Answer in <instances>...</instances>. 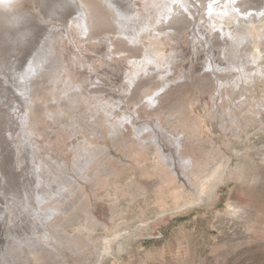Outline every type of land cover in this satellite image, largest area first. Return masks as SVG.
Masks as SVG:
<instances>
[{
  "label": "bare ground",
  "instance_id": "6f19581e",
  "mask_svg": "<svg viewBox=\"0 0 264 264\" xmlns=\"http://www.w3.org/2000/svg\"><path fill=\"white\" fill-rule=\"evenodd\" d=\"M102 1L111 10L117 25L113 35L130 40L134 47L140 50L139 56L116 57L115 54L120 50L109 52L107 43L109 35L100 37L101 34H93L91 38H83L88 30L89 16L82 1L0 0V93L11 92L10 76L16 81L18 77L25 79V73H30L32 69L35 71L43 69L39 74L44 81L42 89L48 91L57 103L54 109L47 107V115L54 124L51 127L53 132L51 135L45 130L31 129L30 120L26 121L23 118L25 105L17 94L12 96L16 104L15 110L13 114L7 115L9 121L16 116V121L12 124L18 123L24 127L23 139H20L22 130L20 129L18 134L16 131L19 127L14 128L9 121L3 120L0 112V125L4 124V128L0 129V159H3L5 151L12 152L13 149L10 148L12 145L16 148V152H13L15 159L11 167L12 178L16 180L20 176L17 172L20 169L24 174L32 173L30 177L26 174L22 179L23 183L28 182L29 186H24L23 200L18 208L12 209L8 215H3L2 223L5 227L0 230V264H37L36 260L40 261L39 264H84L89 261V255L96 253L98 246L93 235L97 222L104 221L98 215V211H95L97 202L86 209L85 223L79 227L80 232L71 233L61 224L63 218H67V213L63 212L64 217L58 215L52 222L47 223L45 219L54 215L55 209L49 204L42 203L55 196H58L57 199L63 198L65 193L61 191L65 187L68 188L65 177L63 178L64 173L69 175L72 171L76 175L83 172L93 153L97 154L106 147L99 139L104 141L114 139V136L119 135L120 126L125 121L129 122L135 131V139L131 141L134 144L140 141L141 151L135 145L133 150L142 156L143 148H151V152L156 155L159 168L167 174L164 181L167 182L169 179L175 181L171 172H175L179 179L178 166L184 176H188L190 172L194 173L192 157L183 154L181 137L184 134L183 130L177 132L169 130L155 115H148V118L142 120L140 116L135 115L134 110L130 113L126 111L127 113L123 114L124 121H121L119 114L113 112V107L117 106L116 102L121 98L118 96L122 94L121 90L127 93L129 84L131 89L144 73L148 75L155 73L152 77H159L162 82L145 94L150 105L154 106L156 102L159 105L160 99L171 88L162 95L160 89L165 90L174 81L166 76L171 71V64L178 57V52L180 54L191 52L190 49L184 48L186 44L184 41V46L177 45L180 32L170 25L172 21L164 26V20H170L173 15L174 21L181 14L180 9L185 7L197 22L198 18L194 13V10L199 13L197 4L192 0ZM243 1L246 0H241ZM241 2L209 0L203 3L205 4L203 10L206 12L208 8L209 17L206 18L204 15L203 24H195L191 31L188 29L184 31V36L190 38L187 41L189 48L194 53L201 49L205 54V59L199 60L198 64L206 68V74L213 76L218 94L223 98L222 92L226 86L239 94L237 101L235 98L225 99L226 109H220L222 105L216 103L218 94L210 93L208 100L206 99L209 102L213 101V104L216 103V106L211 107L212 111L216 110L215 117L217 112H220L221 119L226 121L222 125V130L224 132L229 130L232 133L248 124L247 118L254 123L262 124L263 121L257 117L264 109V7H249L250 11L242 10ZM213 33L219 35L218 40L223 39V43L219 44L221 50L215 48L210 38ZM92 39H96L97 42L92 44ZM188 66L192 71L195 65L189 63ZM221 75H225L226 78H222ZM124 80L125 84L122 83ZM95 83L105 84L109 89L90 90V84ZM257 83L263 84V88L260 89L262 93L256 94V97L250 86L254 88ZM17 89L20 91L24 89L22 94L26 96V83L24 87L23 83L17 84ZM62 98L67 103H60ZM222 100L224 101V98ZM158 105L153 112L156 113ZM166 115L167 121L175 129L191 128L174 113L167 112ZM243 119L245 121H242ZM142 125L146 127L143 129L146 130L145 133ZM35 159L39 164H36ZM29 161L32 163L31 167L33 166L31 171L27 170L30 167ZM216 166L210 175L205 176L206 181L219 175L221 164ZM100 170L103 176L111 172L109 167ZM7 176L0 165V180H5ZM204 179L202 181L200 179L202 185L200 187L203 189L206 185ZM15 185H19L17 181ZM18 198L21 199L22 196L18 195ZM109 206L110 216H113L114 206L111 203ZM7 221L11 222L10 226L13 228L6 225ZM119 234L114 235L118 237ZM100 238L102 239L100 253L111 254V251L108 252L112 246L108 243L114 237L109 239V236L103 235ZM119 248L122 249V246L119 245Z\"/></svg>",
  "mask_w": 264,
  "mask_h": 264
},
{
  "label": "rangeland",
  "instance_id": "374dc122",
  "mask_svg": "<svg viewBox=\"0 0 264 264\" xmlns=\"http://www.w3.org/2000/svg\"><path fill=\"white\" fill-rule=\"evenodd\" d=\"M79 1L85 5L89 16L87 19L88 30H90H87L88 34L86 32L83 38H91L93 34H101L100 37L109 35L110 39L106 40L109 52L120 50L115 54L116 57L141 54L140 50L135 48L126 37L118 38L113 35L117 25L104 1ZM192 1L197 4L199 10V13L194 10L198 18L197 22L193 14L191 15L182 6L185 12L180 9L181 14L177 12L178 19L175 18L173 21L175 16L171 15L170 20H164V26L172 21L170 25L180 32V40L176 44L183 45L184 41L186 43L185 46L183 45L184 48L191 50V52L186 51L185 54L178 52L176 61L172 62L171 71L166 78H172L174 81L165 90H159L160 95L164 94L168 88H171L170 91L160 99L159 105L158 102L154 106L150 105L145 94L161 81L159 77H152L155 73L152 75L144 73L131 86V89L129 84L127 93L121 90L122 94L118 95L121 98L117 100V106L112 109L119 114L121 121H124L123 114L127 113L126 111L130 113L134 110L135 115L140 116L142 120L148 118V115H155L169 130L173 132L183 130L184 134L181 135L183 154L192 157L194 173L190 172L188 176H184L178 166L179 179L175 172H171L176 182L171 179L167 181L168 183L164 181L167 179V174L159 168L156 155L151 152V148H143L142 156L137 155L133 150V145L141 149L140 141L138 140L136 144L131 141L135 139V131L127 121L120 126V133L116 135L117 137L114 136V139L104 141L100 138L99 142L106 144V147L97 154L93 153L92 159H89L90 163L88 162L83 172L76 175L72 171L69 175L64 173L63 178L65 177L68 188H63L61 192H64L65 196L59 199L55 196L53 198L56 199L55 201L51 199L42 203V205L49 204L55 209L54 215L45 219L47 223L52 222L56 216L67 213V218L63 216L61 224L67 227H65L67 232L71 233L80 232L79 227L85 223L86 209L97 202L95 211H98L100 218L102 217L106 222H97L93 236L96 238L94 239L98 248L96 253L92 254L93 256L89 255V261L84 264H264V109L257 117L258 120L263 121L262 124L254 123L247 118L248 126L244 125L245 127L237 129V133L222 130V125L226 121L221 119L220 112H217L215 117L216 110L212 111L211 107L216 106L217 103L222 105L220 109H226L225 99L235 98L237 101L239 94L226 86L222 92L223 101L217 92L218 88L215 87L213 76L206 74V68L198 64L199 60L205 59V54L201 49L198 53H194L189 48L187 41L190 38L184 36V31L187 29L191 31L195 24H203L204 15L206 18L209 17L208 8L206 12L203 10L205 5L203 3L209 0ZM249 7H264V0H246L240 3L242 10H247ZM215 35V33L211 34L210 38L215 48L221 50L219 44L223 43V39L218 40L219 35L216 37ZM95 42H97L96 39L91 40L92 44ZM189 63L195 65L192 71L188 68ZM42 70L32 69V72L25 73V79L18 77L16 81L13 80V76H10L9 90L11 92L0 93V112L3 120L8 122L7 113L13 114L16 106L12 96L17 94L25 105L23 118L26 121L30 120L31 129L45 130L51 135L53 133L51 127L54 124L47 115V107L54 109L57 103L48 91L42 89L44 81L43 77L39 76ZM221 77L226 78L225 75ZM20 83H23V87L25 83L27 85L26 96L22 94L24 89L21 91L17 89V84ZM122 83L125 84L126 80ZM2 85L7 84L2 83ZM261 88L263 84L260 83H257L254 88L250 86L256 97L262 93ZM89 89L108 90L109 87L95 83L90 84ZM210 93L218 94L214 104L213 101H207ZM60 103L65 104L67 101L62 98ZM157 105L155 113L153 109ZM167 112L179 116L181 121L183 120L191 128L177 127L175 129L167 121ZM13 121H16V116H13L12 121L9 122L12 124ZM16 126L19 127L16 131L18 134L22 130L20 139H23L24 127L18 123L12 124V127L16 128ZM3 128L4 124H1L0 129ZM143 129H146L144 125H142ZM145 132L146 130H143V133ZM10 148L13 149L12 152L5 151L3 159H0V165L8 175L5 180H0L1 231L5 227L2 223L3 215H8L12 209L18 208L23 200V188L29 186L28 182L23 183V177L26 174L30 177L32 174L30 172L24 174L20 169L17 171L20 176L16 180L12 178L11 167L15 159L13 152H16V148L12 145ZM35 162L39 164L37 160ZM60 164L63 166L62 161ZM219 164H221L219 175L206 181L204 178L210 175L209 173ZM29 165L27 170H33L31 161ZM108 167L111 172L103 176L100 169ZM236 175L239 178L235 177ZM200 179L205 180V189L200 187ZM16 181L18 186L15 185ZM18 195L22 198H18ZM110 203L115 209L113 216H110ZM3 211L5 213H2ZM7 222L5 224L13 228L10 226L11 222ZM113 233L120 234L116 237ZM103 235L109 236V239L114 237L108 243L112 246L108 252L111 251V254L100 253L102 240L100 236L103 237ZM36 262L40 263L38 260Z\"/></svg>",
  "mask_w": 264,
  "mask_h": 264
}]
</instances>
